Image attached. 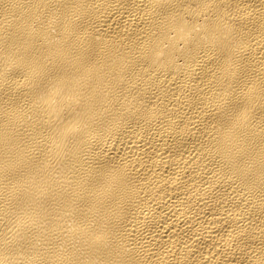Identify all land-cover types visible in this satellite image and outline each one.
<instances>
[{
	"label": "bare ground",
	"instance_id": "bare-ground-1",
	"mask_svg": "<svg viewBox=\"0 0 264 264\" xmlns=\"http://www.w3.org/2000/svg\"><path fill=\"white\" fill-rule=\"evenodd\" d=\"M0 264H264V0H0Z\"/></svg>",
	"mask_w": 264,
	"mask_h": 264
}]
</instances>
